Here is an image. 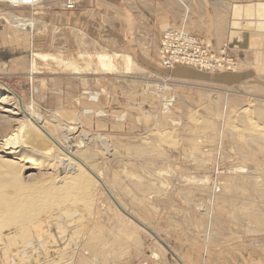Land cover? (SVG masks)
<instances>
[{"label":"rangeland","instance_id":"rangeland-1","mask_svg":"<svg viewBox=\"0 0 264 264\" xmlns=\"http://www.w3.org/2000/svg\"><path fill=\"white\" fill-rule=\"evenodd\" d=\"M66 1L54 0L23 9L0 1V160L18 163L23 151L33 154L35 161L29 165L34 167L25 172L22 179L28 187L34 188L41 184H56L59 167L58 163L53 165L54 159L77 158L97 174L128 214L157 236L124 215L94 177L92 181L89 179L90 190L84 193L95 212L89 231L103 227L108 235L106 238L117 242L114 239L122 234L116 230L120 227L123 230L126 226L136 232V238L130 241L126 237L123 243L128 245L130 242L131 250L118 252L117 257L112 253L108 257L92 255L80 246L75 263L264 264V230L261 231L249 218L252 210L264 211V200L254 194L249 178L250 173L264 177V145L255 140L257 136H264V99H249L244 104L233 100L228 105L221 100L218 107H209L208 110L192 104L187 106L186 102L183 104L179 77L184 66H176L173 74V70H166L159 63L164 33L171 28L170 15L166 20L158 21L161 33L157 35L154 52L151 50L152 64L129 65L126 62L124 67L121 56L118 61L120 74L78 73L83 68L77 70L74 66L71 67L72 72L62 61L70 63L73 60L83 64L79 56L87 54L96 62L95 56L102 51L99 48L91 50V42L97 46L105 42L99 40L100 35L95 31L90 41L89 28L92 23L100 26V19L89 18L91 10L97 9L104 0H69L75 3L74 9L66 7ZM232 1L241 6L263 2L242 7L249 11L264 7V0ZM105 2L111 3L116 11L118 3L128 6V2L133 0ZM176 2L186 6L185 0L184 4ZM15 17L35 22V30L19 29L14 22ZM180 17L177 14V18ZM186 18L189 19L187 10L183 20ZM125 21L132 22L129 19ZM259 36L264 34L254 39ZM262 40L264 42V38ZM116 53L117 50L109 52L110 55ZM59 54L64 55V59L60 60ZM235 68L236 61L232 69ZM31 73L34 74L33 79ZM261 84L263 88L264 83ZM166 86L171 90L164 89ZM32 103L36 112L47 121L44 131L51 134L56 142L41 133L49 145L46 146L42 140L40 148L27 140L29 146L20 152H2V141L11 139L15 124L26 121L23 110ZM117 125L132 128L134 136L119 137L114 130ZM239 134L245 138L239 139ZM67 136L76 145L74 150L69 148L71 143L64 142ZM99 137L106 141L107 147ZM80 143L82 146L77 147ZM158 170L165 175L158 179L148 178L149 172ZM244 171L247 173L243 174ZM188 178L199 182L188 185L185 183ZM206 180L208 184L203 182ZM163 182L166 186L162 185ZM215 186L228 191L224 190L222 204L219 208L215 206L213 220L209 221L210 188ZM119 219L123 222L121 226L117 223ZM208 221H213L209 231L206 229ZM208 232L215 237L206 239Z\"/></svg>","mask_w":264,"mask_h":264},{"label":"bare ground","instance_id":"bare-ground-1","mask_svg":"<svg viewBox=\"0 0 264 264\" xmlns=\"http://www.w3.org/2000/svg\"><path fill=\"white\" fill-rule=\"evenodd\" d=\"M0 1H2V0H0ZM53 1L54 0H47L46 2H53ZM178 1L182 2V4H184L183 0H178ZM44 3L45 2L41 3L40 6ZM66 5H67L66 7H68L69 9L71 6H74V7L76 6L73 1H69V0L66 1ZM25 7H27V6H25ZM185 7H186L187 11H190L189 6L186 5ZM23 8L24 7H20L18 9H23ZM246 10L249 11L248 9H246ZM257 10L259 12H261V14L264 18V7H259ZM14 22L16 23L17 27L23 31H27L26 30L27 27H29L30 31L35 30V26H36L35 22L29 21L26 18L15 17ZM258 22H259L258 25L260 27H262V23L260 21H258ZM249 24H248V26L250 27ZM256 25L257 24H255L254 26H256ZM259 26H257V27H259ZM168 30H170V28L166 29L165 32H167ZM208 45L210 46V44H208ZM32 75H34V74L31 73V79H33ZM164 89H166L167 91L171 90V88L167 87V86ZM22 110H23V108H22ZM23 113L27 117L26 121H20L17 124H15L11 139L2 141V145H1V151L2 152H6V153L8 152L7 154H9V153L13 154L16 151L20 152V150L22 148L25 149L27 146H29L26 142L27 140L29 142H32L33 144L36 143L40 148L42 147L41 141L43 140V142H44L45 139H43V138H45V137H42L41 133H44L42 130H44V126L47 123L45 117L36 112L35 105L33 103L31 105H27L25 107V109L23 110ZM55 123L57 124V122H55ZM53 127H55V126H53ZM253 131H251V132H253ZM47 134L50 136L51 141L56 142V140L52 137L51 134H49V133H47ZM164 134H166V133H164ZM260 134H262V132H260ZM48 135H46V136L49 138ZM241 135H243V134H241ZM241 135H240L239 139H241V137H242ZM247 137H249V136H247ZM253 137L254 136L252 135V138ZM157 138H158V136H157ZM244 138L245 137H242V139H244ZM255 138H256L255 140L257 143H260V141H261V143L264 145V136H260L259 138L257 136ZM99 139L101 140L104 147H107L106 141L103 140L101 137H99ZM66 140L67 141H64V142H66V144L71 143L69 148L74 150L76 145L72 144V142L70 141L71 138H69V136H67ZM247 140H248V138H247ZM148 143H149V141L147 142V144ZM239 143L241 144L242 142H239ZM44 144L46 146L49 145L48 143H45V142H44ZM243 144H245V143H243ZM80 146H82V143H80V145L77 147H80ZM248 147H249V145H248ZM61 149L63 151H65L64 148L61 147ZM151 149H153V148H151ZM134 151H137L139 153L141 152L139 149L138 150L135 149ZM22 153H20V155L18 157V158H21L18 163H13L12 161H7V160H5V161L0 160V264H76L75 262L77 261V249L80 246H83V249L85 252L92 253V255H96V256H100V257H102V256L108 257L111 253L114 255V257H117V256H119L117 254L118 252L122 253L123 251L125 252L127 249H129V251H127V252H130L131 247H132L129 245L130 242L129 243L127 242L128 245H125L126 242L123 243V241H125L126 237H128V239L130 241L135 240V238H136L135 233L136 232L133 229L127 228L125 226L123 228V230H121V227L119 228L120 230H116V231H119L124 236L123 237L122 235L119 234L118 237H116V239H114V240H117V242H111L112 240H110L109 238H106L108 235H106L105 228H103V227L99 226L97 231H95L94 229L89 231V229H88L90 224L92 223L91 221L94 218V214H95V212H93L94 206H89V203L87 201V197L84 194L85 192L90 190V189H88L89 188V182H90L89 179L91 181L94 179V176L89 172V171H91L95 174V172L91 168H89L86 164H84L82 161L78 160L77 158H74L75 160L69 159V158H67V159L59 158L58 160L54 159L53 165L58 163V167H59L58 172H57V176L55 179L56 184L55 185L52 183H48L45 185L41 184L39 186L31 188V187H28L23 182L22 175H24L25 172H27L28 170H30L31 168L34 167L32 165H29V164L31 162L35 161V156L31 153L26 154L25 151H23ZM81 156L89 157L87 154H82ZM154 156H156V155H154ZM145 160L148 161V159H146V158H145ZM166 160H169V159L166 158ZM148 162H151V160H149ZM15 164H20V166H16ZM159 165H161V164H159ZM145 166H147V165H145ZM161 168H163V167H161ZM133 169H135V168H133ZM143 170H145V169H143ZM151 170H153V168ZM197 170H199V168ZM152 173H155V172L153 171ZM152 173L150 174V172H149V175H147L148 178L149 177L150 178H157V177L159 178L160 176L165 175L162 170L156 171L155 174H152ZM245 173H247V171L243 172V174H245ZM137 174H138V171H137ZM141 174H142V172H141ZM250 174H251L250 175L251 177H249V178H250V181L253 185L252 189L255 192L254 194H257L261 199L264 200V177L259 176L257 174H253V173H250ZM95 175L97 176V174H95ZM132 175H133V173H132ZM135 176L137 177V175H135ZM141 177H139V178H141ZM196 177H198V176H196ZM166 178H167V176H166ZM186 178H187V176H186ZM157 179H156V181H157ZM199 180H200V178H199ZM147 182H149V181H147ZM152 182H153V180H152ZM152 182L150 181V183H152ZM165 182L162 183L163 186H166ZM192 182L193 181L188 178L185 183H188V185H189ZM198 182L199 181L194 180L193 184L194 183L197 184ZM203 182H207V184H208V180L203 181ZM123 183L124 182H122V184ZM155 183L152 186H155ZM136 184H137V182H136ZM201 184H203V183L201 182ZM111 185H113V184H111ZM117 185L119 186V183ZM119 187H121V186H119ZM145 187L147 188V185ZM149 188L150 187L148 186V189ZM141 189H143V187ZM225 189L226 188H224V187L222 189L221 187H217V186L210 188V206H211V208L209 206L208 207L209 209H207V212L209 214V221H210V219L213 220V214H214L213 210L215 209V206H216V208H219L220 204H222L221 200H222V196L224 194ZM123 190H125V189H123ZM152 190L153 189L151 187L150 192H152ZM129 192H130V190H129ZM143 192L145 193L146 191H143ZM147 192H149V190ZM190 192H193V191H190ZM123 193H125V192H123ZM189 195H190V193H189ZM132 197H134V195ZM146 198H147V196H146ZM149 198H150V196H149ZM143 200H144V198H143ZM137 202H140V201L137 200ZM249 213H250V211H249ZM239 215H241V214H239ZM245 218H248V216ZM249 218H250L251 222H254V224H256L260 228L261 231L264 230V211H260V210L257 211V209L255 211L252 210V212L249 215ZM209 221L207 223V228H206L208 231L211 230V227L213 224V221H211L212 223H210ZM239 222H240V220H239ZM117 223L121 226V224L123 222L121 219H119L117 221ZM118 224H116V225H118ZM116 229H117V226H116ZM210 237H213V235L211 236L210 232H208L206 234V239H210ZM250 246H252V245H250ZM136 250L138 251L137 248H136Z\"/></svg>","mask_w":264,"mask_h":264},{"label":"crops","instance_id":"crops-1","mask_svg":"<svg viewBox=\"0 0 264 264\" xmlns=\"http://www.w3.org/2000/svg\"><path fill=\"white\" fill-rule=\"evenodd\" d=\"M185 2L190 8L187 30L208 42L219 55L225 53L236 61V68L212 73L187 66L182 67L179 77L182 103L186 102L187 106L192 104L208 110L209 107H218L221 100L228 105L233 100L234 103L238 100L240 104H244L249 99H264V86L262 88V84L259 85L264 83V42L262 40L264 36L254 39L264 34V28L258 25V21H263V16L258 10L242 9L244 6L250 7L263 2L244 6L236 5L232 0H185ZM91 4L93 6V2ZM117 6V10L114 11V6L104 0L96 7L98 11L91 10L92 14H89L91 20L100 19V26L92 23L89 28L90 41L95 31L100 35L99 40L105 42L100 46L91 42V50L98 48L102 50L95 56L97 61L94 62L90 55L81 54L79 58L84 61L83 64L70 60V63L62 61L64 65L67 64L70 68L74 66L77 70L82 67L83 70L77 71L78 73L120 74L118 61L122 56L124 67L126 62L129 65L148 66L149 62L150 64L153 62L151 54L155 50L157 35L161 33L158 30L160 27H157L158 21L166 20L170 15V26H180L186 10L176 0H133L132 3L128 2V6L124 3H118ZM177 14L181 15L180 19L177 18ZM128 19L132 22L126 23L125 20ZM255 24L257 25L254 26ZM114 50L121 55L118 53L110 55L109 52ZM63 57L64 55H58L60 60ZM71 69L73 72V68ZM176 69H173V74ZM114 130L122 138L135 134L131 131L132 128L120 125L115 126Z\"/></svg>","mask_w":264,"mask_h":264},{"label":"built area","instance_id":"built-area-1","mask_svg":"<svg viewBox=\"0 0 264 264\" xmlns=\"http://www.w3.org/2000/svg\"><path fill=\"white\" fill-rule=\"evenodd\" d=\"M4 1L18 9L25 6H36L47 0ZM74 8V6L70 7V9ZM182 23L180 26L171 27L164 33L159 56V63L164 69L171 71L178 65L212 73L232 69L234 61L230 57L225 53L219 55L211 45H208V42L191 34L186 28L187 18Z\"/></svg>","mask_w":264,"mask_h":264},{"label":"water","instance_id":"water-1","mask_svg":"<svg viewBox=\"0 0 264 264\" xmlns=\"http://www.w3.org/2000/svg\"><path fill=\"white\" fill-rule=\"evenodd\" d=\"M26 30H30L29 27L26 28ZM46 135H48L44 130H42ZM49 136V135H48ZM50 138V136H49ZM101 184L102 186L105 188L106 192L109 194V196L112 198V200L114 201L115 205L117 206V208L124 214L126 215L128 218H130L131 220H133L136 224L140 225L141 227H143L145 230H147L148 232H150L151 234L155 235L150 229H148L144 224H142L141 222H139L137 219H135L134 217H132L130 214H128L113 198V196L111 195V193L106 189V187L104 186V184L102 183L101 179L98 178L93 172L89 171ZM155 237H157L155 235Z\"/></svg>","mask_w":264,"mask_h":264}]
</instances>
